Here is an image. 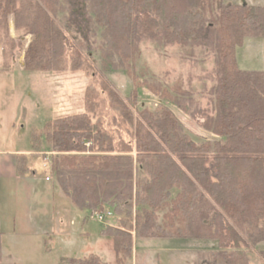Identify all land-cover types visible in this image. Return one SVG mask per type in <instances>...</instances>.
I'll list each match as a JSON object with an SVG mask.
<instances>
[{"label":"trees","instance_id":"obj_1","mask_svg":"<svg viewBox=\"0 0 264 264\" xmlns=\"http://www.w3.org/2000/svg\"><path fill=\"white\" fill-rule=\"evenodd\" d=\"M10 17L20 39L31 36L24 71L86 72L94 79L84 112L54 119L31 141L77 209L117 215L120 229L103 233L114 241L118 263L132 256L134 236L216 242L200 264H250L247 252L264 262V250L256 248L264 239V72L241 70L236 58L246 37H264V7L214 10L212 0H0L4 39ZM145 43L179 46L193 60L197 49L212 57L209 108L191 93L137 83L135 60ZM3 66L11 67L6 58ZM116 74L135 79L127 99L113 82ZM141 87L201 117L203 130L217 139L197 144L167 107L136 115ZM28 165L19 155V176L32 175ZM177 219L182 225L175 227ZM62 264L104 263L93 256Z\"/></svg>","mask_w":264,"mask_h":264},{"label":"rangeland","instance_id":"obj_2","mask_svg":"<svg viewBox=\"0 0 264 264\" xmlns=\"http://www.w3.org/2000/svg\"><path fill=\"white\" fill-rule=\"evenodd\" d=\"M212 1L214 10L220 5L264 7V0ZM9 21L10 38L4 39L0 30L2 41L0 42V147H12V140L16 137L21 140L17 144L18 148L22 147L33 152L32 135L42 133L44 136L47 124L56 118L84 112L87 88L95 82L86 72L24 71V52L31 42V36L20 39L23 33L15 30L12 17ZM5 58L11 66L10 69H5L3 66ZM236 58L241 70L264 72V37H246L243 44L237 48ZM212 71V57L206 58L202 49L196 50L193 60L190 59L188 52L183 51L179 46L159 48L151 43H145L141 45L136 56L133 78L137 79V83L144 81L159 83L163 89L173 94L191 93L202 108L207 109L210 105L209 90L215 84L213 76H210ZM134 80L124 74L113 76V82L119 87L123 99H127L134 90L136 86ZM161 107H167L172 111L185 133L194 142L202 144L208 139L212 141V136L201 127L203 122L201 117L191 118L152 94L146 87L138 90L136 115L144 109L157 112ZM32 157L34 167L35 164H39L40 170L45 175H53L49 159L41 155ZM54 182L57 184L55 179ZM108 211L112 212V216L106 220V223L95 218L94 213L79 209L71 210L62 224L56 218L54 234L46 237L43 245L45 253L51 258L46 256L44 259L34 255V259L26 264H62L64 260H84L91 256L98 257L107 264H200L198 255L206 254L207 252L204 251L207 249L208 252L217 250V243L207 240L134 236L132 256L118 263L115 243L103 233L108 227L120 229L117 215L112 209ZM165 214L164 212L158 214L159 223L165 224ZM132 219L135 221V214ZM71 222L74 225H71ZM173 225L177 227L182 223L177 219ZM37 243H33L34 247ZM211 245L214 247L212 248ZM256 248L258 251L264 250V239ZM28 253L31 255L33 251ZM247 255L250 264H264L256 253L247 252Z\"/></svg>","mask_w":264,"mask_h":264},{"label":"crops","instance_id":"obj_3","mask_svg":"<svg viewBox=\"0 0 264 264\" xmlns=\"http://www.w3.org/2000/svg\"><path fill=\"white\" fill-rule=\"evenodd\" d=\"M207 133L212 136L211 140L217 139L213 134ZM19 141L21 140L14 137L12 147H0L1 264H26L34 259V255L44 259L47 256L50 259V255L45 253L43 247L44 240L54 234L56 218L62 224L67 218L66 215L77 209L58 184H55L53 175H45L39 164H35V167L32 165V156L38 154L22 149L21 146L18 148ZM8 142L6 143L9 144ZM19 155H26L28 158L32 175H18ZM47 178L50 181H47ZM71 225L74 223L71 222ZM33 243H37V246L34 247ZM28 251L30 253L33 251V254L30 255ZM208 251L207 249L204 252ZM197 257L199 259L200 255Z\"/></svg>","mask_w":264,"mask_h":264},{"label":"built area","instance_id":"obj_4","mask_svg":"<svg viewBox=\"0 0 264 264\" xmlns=\"http://www.w3.org/2000/svg\"><path fill=\"white\" fill-rule=\"evenodd\" d=\"M47 181H50L49 178H47ZM95 218H97L99 221L106 223V220L112 216V212L105 211V212H97L94 213Z\"/></svg>","mask_w":264,"mask_h":264}]
</instances>
